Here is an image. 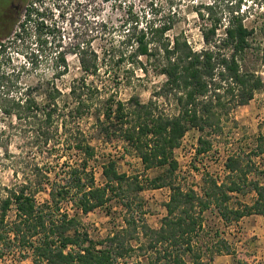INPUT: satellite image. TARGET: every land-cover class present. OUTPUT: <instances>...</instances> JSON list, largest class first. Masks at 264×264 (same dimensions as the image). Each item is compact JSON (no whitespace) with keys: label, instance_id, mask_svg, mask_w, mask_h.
Segmentation results:
<instances>
[{"label":"trees","instance_id":"1","mask_svg":"<svg viewBox=\"0 0 264 264\" xmlns=\"http://www.w3.org/2000/svg\"><path fill=\"white\" fill-rule=\"evenodd\" d=\"M208 10L210 24L202 27L205 47L201 50H195L186 38L170 39L167 34L173 24L169 22L150 24L137 37L133 56L147 60L163 56L160 73L165 82L158 96L173 95L178 109L174 114L138 97L116 100L84 76L64 93L55 84L59 74L45 85L21 87L20 82L0 72L2 116H15L24 125L32 147H40L37 152L51 147L52 154L72 156L52 180L49 171L28 155L24 180L0 188V256L17 250L31 254L33 264H116L137 253L136 258L142 256L145 261L133 264H213L222 249L205 258L196 241L204 230L207 210L216 208L228 225L253 214L264 218L263 132L256 136L249 153L227 157L224 167L228 175L222 183L211 180L203 194L176 183L179 163L175 151L187 132L196 129L202 133L196 154L203 155L212 148L208 136L223 133L233 107L247 104L258 92L264 95L263 78L242 69L254 29L246 26L238 10L232 11L227 23L212 15V7ZM204 16L201 14L202 19ZM97 60L95 51L90 61L81 57L83 71L96 74ZM86 118L94 120L104 141H121L126 152L140 159L145 171L160 172L143 182L138 175L121 172L118 161L109 159L102 165L103 182L98 184L91 170L97 147L81 125ZM4 132L0 131V137ZM253 174L260 178H251ZM161 188H169L171 194L161 226L154 229L144 219L138 196L147 189ZM249 190L256 194L251 205L231 206L233 194ZM45 191L49 200L40 203L37 196ZM114 199L120 200L125 211V227L100 241L90 237L77 214L63 209L72 204L82 214H89ZM11 211L15 212L12 220ZM133 240L139 245L134 246ZM227 254L235 257L230 249ZM232 264L249 263L236 259Z\"/></svg>","mask_w":264,"mask_h":264},{"label":"rangeland","instance_id":"2","mask_svg":"<svg viewBox=\"0 0 264 264\" xmlns=\"http://www.w3.org/2000/svg\"><path fill=\"white\" fill-rule=\"evenodd\" d=\"M7 1L0 0V19L4 10L2 6ZM18 3L19 0H15V4ZM36 7L41 8L40 12L35 11ZM208 7H212V15L221 17L224 23L228 22L233 10H238L246 26L254 29L242 69L264 80V0H24L12 22V30L0 37V72L11 77V81L20 82L21 87L45 85L59 74L55 84L64 93H68L73 84L78 85L84 76L88 83L113 94L116 100L129 101L131 97H138L143 103L156 102L159 109L174 114L178 109L173 95L158 96L165 82V76L160 73L161 66L165 64L163 56L150 60L133 56L137 37L150 24L159 26L169 22L173 24V29L167 34L170 39L175 36L186 38L195 50H201L205 47L202 27L210 24ZM200 13L205 15L204 19ZM151 47L154 48L153 45ZM94 51L98 55L96 74H86L80 58L90 61ZM39 99L41 101V96ZM93 121L86 118L81 125L97 147V157L91 163V170L98 184L103 182L102 165L109 159L118 161L121 172L138 175L143 182L160 172L159 169L145 171L140 159L131 151L126 152L121 141H104ZM2 130L5 132L0 137L1 189L24 180L28 155L37 159L42 170L49 171L52 180L60 171L61 164L72 158L70 154H52L49 151L51 147L37 152L40 147H32L26 128L15 116L6 118L0 113ZM262 132L264 95L258 92L247 104L231 109L222 134L208 136L212 148L207 153L196 154L202 133L196 129L187 132L175 151L179 163L176 183L184 190L194 189L200 194L204 193L211 180L222 183L228 175L224 167L227 157L234 153L241 156L249 153L256 136ZM256 161L258 165L261 162L260 159ZM251 178L260 177L253 174ZM170 194L169 188L147 189L139 194L144 219L150 227L158 229L161 226ZM255 197V192L250 190L245 194H233L231 206L240 207V203L251 205ZM37 199L40 203L48 201L47 191L39 194ZM119 201L114 199L106 207L89 214H82L72 204L64 205L63 209L71 215L77 214L90 237L100 241L125 227V211ZM14 213H9L10 220L14 219ZM203 218L204 230L196 241L205 258L220 248L222 253L215 256L213 264H232L236 259L249 264H264V218L261 215L246 216L228 225L212 207ZM132 243L139 245L134 240ZM227 249L235 253V257L228 255ZM136 256L137 253L119 259L116 264L143 261L144 257ZM0 264L33 262L31 254L14 250L0 256Z\"/></svg>","mask_w":264,"mask_h":264},{"label":"flooded vegetation","instance_id":"3","mask_svg":"<svg viewBox=\"0 0 264 264\" xmlns=\"http://www.w3.org/2000/svg\"><path fill=\"white\" fill-rule=\"evenodd\" d=\"M23 2L24 0H19V3L15 4V0H8L7 3L2 6L4 10L2 11L1 15L2 19H0V37L5 36L10 32V30H12V22L18 15L19 9L23 5ZM22 28L24 30L25 27Z\"/></svg>","mask_w":264,"mask_h":264}]
</instances>
